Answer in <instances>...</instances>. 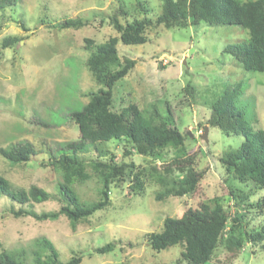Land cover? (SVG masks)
<instances>
[{"label":"rangeland","instance_id":"rangeland-1","mask_svg":"<svg viewBox=\"0 0 264 264\" xmlns=\"http://www.w3.org/2000/svg\"><path fill=\"white\" fill-rule=\"evenodd\" d=\"M139 1L149 4L152 17L161 13L160 0H17L15 6L0 10V148L28 141L36 151L26 165L11 166L0 155V175L10 180L16 190L37 186L50 195L48 202L28 205L0 196L3 250L24 249L29 254L36 248V242L48 239L62 262L81 255V264H177L182 251L180 246L159 253L153 251L147 241L146 235L161 230L165 218H180L189 208L197 209L216 197L226 203L230 191L249 195L247 201L241 203L242 207L264 203V189L253 182L236 180L220 163L223 154L236 150L244 137H228L217 128H211L210 135L208 130L206 136L203 130L213 100L228 86L241 82L246 101L239 99L238 104L251 126L264 130V73H250L223 53L230 45L246 44L247 31L240 27L201 24L176 31L150 30L145 45L118 43L121 59H134L137 65L116 84L112 105V111L120 112L130 104L147 110L155 103L165 117V101H171L176 108L184 88L188 84L196 88L195 101L179 112L178 119H182L181 132L191 138L186 147L193 156L192 167L204 175L197 193L157 200L158 185L147 183L141 195L132 197L128 196V183L118 185L112 188L111 205L92 219L81 222L76 229L64 216L56 221L40 222L31 217L16 218L11 213L25 210L42 214L58 212L62 207L58 195L62 175L51 165L52 160L63 143L80 137L69 115L88 103L90 91L101 88L87 67L90 52L85 39L99 44L117 37L112 26L117 10L141 17ZM79 18L87 22L86 27L58 28V24L67 19ZM127 18L131 19L129 15ZM119 20L124 23L123 16ZM9 36L22 40L12 48L2 49V42ZM131 145L124 140L98 143L85 157L88 160L115 159L119 163L133 161L137 168H150L160 167L176 155L174 150H169L165 151L167 154L158 152L156 157L142 156ZM127 149L133 152L131 157L125 155ZM99 187L95 178L76 185L81 203H95ZM228 204L233 213L238 211L249 217L247 232L257 231L264 225V211L242 210L234 207V202ZM109 243L117 244L114 252L103 255L95 252ZM227 261L264 264L263 245L246 241L241 252Z\"/></svg>","mask_w":264,"mask_h":264},{"label":"trees","instance_id":"trees-1","mask_svg":"<svg viewBox=\"0 0 264 264\" xmlns=\"http://www.w3.org/2000/svg\"><path fill=\"white\" fill-rule=\"evenodd\" d=\"M160 1L161 13L157 17L151 16L153 10L149 4L139 1L137 7L141 17L123 9L117 10L112 19L117 37L99 44L92 39H85L86 48L90 52L87 67L101 88L90 91L87 94L88 103L69 115L80 137L76 141L63 143L52 160L51 165L62 175L58 195L63 205L58 212L42 214L12 210L16 218L24 216L45 222L56 221L64 216L76 229L81 222L92 219L111 205L112 188L118 185L129 184V197L141 195L147 183L158 185L160 192L157 200L183 198L198 192L204 175L192 167L193 156L188 154L186 147L191 138L181 132L182 119H178L179 112L195 101L196 88L188 84L176 108L171 101H165V117L160 106L155 103L147 110L130 104L120 112L112 111L116 84L137 65L134 59H121L118 43L127 46L145 45L149 41V31L160 28L176 31L201 24L240 27L247 31L249 41L244 45H230L223 53L233 57L250 73H264V0ZM16 3L17 0H0V10L13 7ZM128 15L131 19L127 18ZM120 16L124 17V23L119 20ZM86 26L87 22L80 18L67 19L58 24V28L64 30H79ZM21 40L18 36H9L2 42L1 48H12ZM239 99L246 101L243 99L242 82L228 86L213 100L210 117L205 120L203 130L208 128L209 135L211 128H217L228 137L243 136L242 144L236 150L223 154L220 163L227 173H233L236 180L242 183L253 182L259 189H264V130H256L251 126L238 104ZM112 140L130 142L142 156L156 157L158 152L167 154L165 151L169 150H174L176 155L170 162L150 168H137L133 161L119 163L115 159L88 160L85 157L96 144ZM35 152L28 141L0 148V155L11 166L26 165ZM125 153L131 157L133 152L127 149ZM93 178L100 183L99 198L92 204L81 203L75 186L86 184ZM0 196H6L19 205L50 201V195L44 189L33 186L28 190H16L11 181L2 175ZM248 198L249 195L243 192L237 194L230 191L226 203L216 197L197 209L189 208L180 218L167 217L161 230L146 235L149 246L159 253L180 246L182 251L177 264H230L227 259L240 253L246 241L262 244L264 248V225L257 231L247 232L249 217L240 215L238 211L233 213L228 204L234 202V207L242 210L252 208L264 211V203L242 207L241 203ZM116 248V243H109L97 248L95 252L103 255L114 252ZM82 261L83 257L78 255L68 262H62L55 246L48 239L36 242V248L29 254L24 249L16 252L3 250L0 243V264H81Z\"/></svg>","mask_w":264,"mask_h":264},{"label":"water","instance_id":"water-1","mask_svg":"<svg viewBox=\"0 0 264 264\" xmlns=\"http://www.w3.org/2000/svg\"><path fill=\"white\" fill-rule=\"evenodd\" d=\"M208 128H205V135L207 136Z\"/></svg>","mask_w":264,"mask_h":264}]
</instances>
